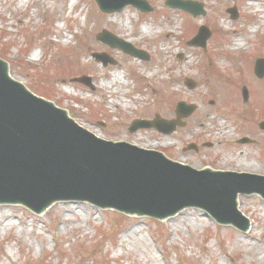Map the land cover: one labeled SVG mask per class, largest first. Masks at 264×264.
Returning a JSON list of instances; mask_svg holds the SVG:
<instances>
[{
	"label": "rangeland",
	"instance_id": "obj_1",
	"mask_svg": "<svg viewBox=\"0 0 264 264\" xmlns=\"http://www.w3.org/2000/svg\"><path fill=\"white\" fill-rule=\"evenodd\" d=\"M145 1L151 12L126 6L105 14L93 0H0V58L14 79L105 139H125L178 162L183 156L199 169L264 173V135L257 128L264 119V84L253 89L251 85L264 83V78L258 82L253 75L254 60L264 58L260 21L264 0H195L205 10L204 16L195 17L168 7L165 0ZM251 2L259 3L262 12L252 11ZM232 6L235 19L226 12ZM108 20L112 26L104 24ZM157 22H176L179 28L139 31L141 25ZM119 24L127 28L117 30ZM200 25L211 30L205 51L186 44ZM254 25L258 28L250 32ZM102 29L144 51L149 59L99 42L96 35ZM235 39L245 44L233 49ZM95 52L106 53L115 63L97 62ZM114 74L124 75V82L105 89ZM83 76L90 87L72 81ZM185 78L196 87L188 90ZM118 86L121 90L113 92ZM242 86L249 93L246 103ZM122 91L129 92L121 95ZM182 100L197 105L184 128L169 135L154 129L127 131L133 119L156 114L173 118L176 103ZM241 136L256 143L235 144L233 139ZM199 139L212 146L182 151L184 144ZM238 198L250 232L216 225L199 209L182 210L158 222L79 201L54 203L44 216L2 204L0 264H264V200L256 194ZM132 233L136 236L129 237Z\"/></svg>",
	"mask_w": 264,
	"mask_h": 264
},
{
	"label": "water",
	"instance_id": "obj_2",
	"mask_svg": "<svg viewBox=\"0 0 264 264\" xmlns=\"http://www.w3.org/2000/svg\"><path fill=\"white\" fill-rule=\"evenodd\" d=\"M94 1L105 13L126 5L151 10L144 0ZM166 3L193 15L202 13L201 5L192 1ZM230 13L235 16L234 9ZM208 36L207 29L200 28L191 43L204 47ZM98 39L126 53L141 54L106 31ZM93 56L104 64L108 61L103 54ZM255 72L264 74V61L256 62ZM54 104L13 80L7 64L0 60V204H21L41 214L55 202L85 201L101 209L158 220L182 209L200 208L217 223L245 231L248 220L237 210V196L256 193L264 199V175L196 170L154 150L102 139ZM192 110L178 103L176 120L133 121L129 130L154 127L169 133L182 125V112ZM260 127L264 129V122Z\"/></svg>",
	"mask_w": 264,
	"mask_h": 264
},
{
	"label": "bare ground",
	"instance_id": "obj_3",
	"mask_svg": "<svg viewBox=\"0 0 264 264\" xmlns=\"http://www.w3.org/2000/svg\"><path fill=\"white\" fill-rule=\"evenodd\" d=\"M249 5H252V11H254V12H257V11H260V12H262L261 11V9H260V7H261V5L259 4V3H257V2H251V3H248ZM260 17H261V19H260V21L261 22H263L264 23V15L263 14H261L260 15ZM128 20V19H127ZM111 22H113V21H110V20H108V21H105V23L104 24H106V25H108V26H112L111 25ZM225 27H226V25H225ZM127 27H124V26H122L121 24H119V25H117V27H116V29L117 30H124V29H126ZM179 28V26H178V24L176 23V22H170L169 24H163V23H161V22H157L156 24H154V25H152V24H143V25H141L140 27H139V31L140 32H142V33H144V34H151L153 31H162V30H166L167 32H172V31H174V30H176V29H178ZM258 28V25H254V26H250L249 27V31L250 32H253V31H255L256 29ZM245 44V41L244 40H242V39H235L234 40V43H233V49H237V48H240V47H242L243 45ZM92 48V45H89L88 47H87V50L89 51L90 49ZM131 65H133L134 67L136 66V67H139V65L138 64H136V63H134V62H131L130 63ZM166 71H170V68H168V69H165ZM142 75V74H141ZM151 74L149 73L148 75H142V76H144V77H149ZM125 78H124V75H122V77L121 78H118V77H115V74L114 75H112V77L107 81V84L105 85V89H111V87H112V84H117V83H121V81H122V83L124 82L123 80H124ZM121 90V86H118L117 88H114L112 91L113 92H119ZM129 91H122L121 92V95L122 94H127ZM138 95H140V93L138 92ZM98 135H100V134H98ZM152 145H154L153 143H152ZM149 146H151V145H149ZM239 169L241 168L240 166H237ZM240 203H241V200L237 197V205H238V208H240ZM249 232H250V229H249ZM136 236V234H133L132 233V235H130L129 237H132V236Z\"/></svg>",
	"mask_w": 264,
	"mask_h": 264
},
{
	"label": "flooded vegetation",
	"instance_id": "obj_4",
	"mask_svg": "<svg viewBox=\"0 0 264 264\" xmlns=\"http://www.w3.org/2000/svg\"><path fill=\"white\" fill-rule=\"evenodd\" d=\"M260 134L264 135V131H260ZM195 142H200V139L198 141L195 140ZM255 143H256V141H255ZM182 151H183V149H182ZM198 151H199V148H196L195 152H198ZM182 159H184L183 156H182Z\"/></svg>",
	"mask_w": 264,
	"mask_h": 264
}]
</instances>
